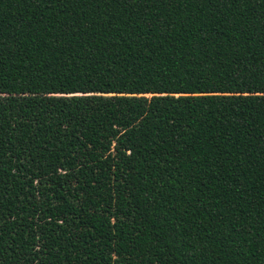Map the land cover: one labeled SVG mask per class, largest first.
Returning <instances> with one entry per match:
<instances>
[{
	"label": "trees",
	"instance_id": "16d2710c",
	"mask_svg": "<svg viewBox=\"0 0 264 264\" xmlns=\"http://www.w3.org/2000/svg\"><path fill=\"white\" fill-rule=\"evenodd\" d=\"M0 264H264V0H0Z\"/></svg>",
	"mask_w": 264,
	"mask_h": 264
}]
</instances>
